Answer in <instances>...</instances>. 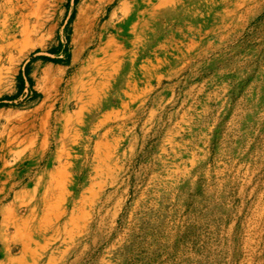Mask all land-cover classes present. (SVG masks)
I'll list each match as a JSON object with an SVG mask.
<instances>
[{
    "label": "rangeland",
    "instance_id": "rangeland-1",
    "mask_svg": "<svg viewBox=\"0 0 264 264\" xmlns=\"http://www.w3.org/2000/svg\"><path fill=\"white\" fill-rule=\"evenodd\" d=\"M44 2L26 46L0 40V125L9 114L37 125L56 103L52 126L62 89L93 50L82 54L74 40L88 0ZM174 30L187 54L175 56L169 77L141 79L144 90L131 98L101 91L92 108L114 102L91 121L84 111L93 130L79 126L75 142L64 143L69 157H53L58 144L48 135L41 167L66 164V211L53 218L58 233L44 235L36 264L52 252L51 264H264V0H187V37ZM100 140L109 160L102 171L93 160ZM72 205L80 212L68 235Z\"/></svg>",
    "mask_w": 264,
    "mask_h": 264
},
{
    "label": "bare ground",
    "instance_id": "bare-ground-1",
    "mask_svg": "<svg viewBox=\"0 0 264 264\" xmlns=\"http://www.w3.org/2000/svg\"><path fill=\"white\" fill-rule=\"evenodd\" d=\"M110 5L113 7L108 12ZM44 12V0H0V40L26 46L41 26ZM105 15L107 19L101 22ZM174 29H178V37H187V0H88L79 8L74 40L82 45V54L88 47L93 50L85 53L83 65L62 89L64 100L52 117V126L48 123L56 103L49 105L37 125L21 123L17 114H9L0 125V264H27V259L36 264L38 254L48 244L44 235L49 230L58 233L53 218L66 211L62 202L67 193V166L41 167L50 132L58 144L53 157L56 159L60 150L69 157L70 148L64 143L75 142L79 126L92 133L93 128L84 119H94L98 106L111 104L117 95L131 98L139 94L144 90L139 87L141 79L169 77L176 57L183 59L187 54V49H177ZM111 79L115 84H109ZM107 88L114 92V98L108 96L92 108L99 93ZM108 117L99 119L98 124ZM104 146L103 140L94 146L93 160L100 164L101 171L109 162L106 156L101 158ZM87 147L81 144L79 148L85 151ZM33 168L34 176L30 174ZM17 187L20 190L16 192ZM20 206L22 212H18ZM79 212L78 206L74 207L66 217L62 228L66 234L71 235ZM9 224L14 227L12 233L6 232ZM11 245L16 247L15 254ZM53 257L52 252L46 264L53 263Z\"/></svg>",
    "mask_w": 264,
    "mask_h": 264
}]
</instances>
